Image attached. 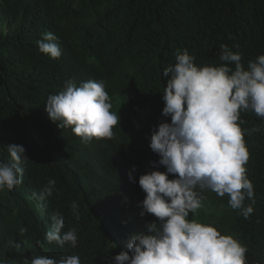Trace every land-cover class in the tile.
<instances>
[{
  "label": "trees",
  "instance_id": "obj_1",
  "mask_svg": "<svg viewBox=\"0 0 264 264\" xmlns=\"http://www.w3.org/2000/svg\"><path fill=\"white\" fill-rule=\"evenodd\" d=\"M46 30L58 36L59 59L38 48ZM221 44L242 54L245 69L264 55V0H0V145H22L28 158L22 184L0 190V264H30L37 256L114 264L119 254L110 233L123 240L138 228L124 205L138 207L145 198L140 176L166 171L149 147L159 124L171 123L162 115L163 73L184 49L199 67L221 66ZM69 80L77 87L106 83L120 117L114 139L85 143L49 118L48 96ZM240 126L255 190V202L246 199L244 207L254 213L245 219L241 209H228L227 194L205 190L203 217L245 246L251 264H264V118L242 111ZM8 161L7 147H0V162ZM50 179L53 195L41 201ZM207 199L214 201L208 208ZM57 213L65 221L62 235L76 229L77 247L47 241Z\"/></svg>",
  "mask_w": 264,
  "mask_h": 264
},
{
  "label": "clouds",
  "instance_id": "obj_2",
  "mask_svg": "<svg viewBox=\"0 0 264 264\" xmlns=\"http://www.w3.org/2000/svg\"><path fill=\"white\" fill-rule=\"evenodd\" d=\"M40 35L43 38L37 41L39 50L46 57L59 59L62 50L55 41L58 36L49 30ZM220 49L223 63L219 67L197 66L195 57L184 49L182 53L177 50L175 65L163 73L167 80L162 115L170 117L171 123L159 124L151 134L149 147L160 157L159 165L166 171L141 175L139 186L145 198L138 207L133 201L124 205L138 227L134 234L120 240L109 231L110 248L119 254L114 264H251L245 246L205 222L203 192L209 190L217 198L227 194L228 209H241L245 219L254 213L251 205L244 207L246 199L255 202V190L245 167L250 152L240 119L242 111L264 118V55L249 61L245 69L242 54L226 44H221ZM230 64H235V70ZM112 107L104 81L90 80L77 87L69 80L64 90L48 96L45 111L60 129L67 128L85 143H93L114 139L113 129L120 117ZM0 147H7L10 153V161L0 162V190L11 191L22 184L23 165L28 158L22 145ZM55 185L56 180L50 179L38 199L44 201L52 196ZM213 202L207 199V208ZM78 207L73 201L71 208L77 219ZM51 220L47 241L60 247L66 243L77 247L76 229L62 235L64 217L57 213ZM30 264L81 261L79 256L59 261L37 256Z\"/></svg>",
  "mask_w": 264,
  "mask_h": 264
},
{
  "label": "bare ground",
  "instance_id": "obj_3",
  "mask_svg": "<svg viewBox=\"0 0 264 264\" xmlns=\"http://www.w3.org/2000/svg\"><path fill=\"white\" fill-rule=\"evenodd\" d=\"M144 73V72H143ZM144 75V74H143ZM56 129V128H55ZM49 135V134H48ZM52 147V146H51ZM56 213V212H55Z\"/></svg>",
  "mask_w": 264,
  "mask_h": 264
}]
</instances>
